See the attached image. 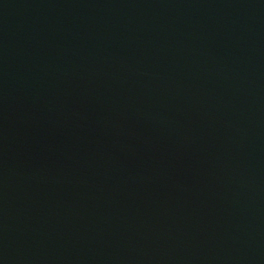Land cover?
<instances>
[{"label": "water", "instance_id": "1", "mask_svg": "<svg viewBox=\"0 0 264 264\" xmlns=\"http://www.w3.org/2000/svg\"><path fill=\"white\" fill-rule=\"evenodd\" d=\"M0 264H264V0H0Z\"/></svg>", "mask_w": 264, "mask_h": 264}]
</instances>
